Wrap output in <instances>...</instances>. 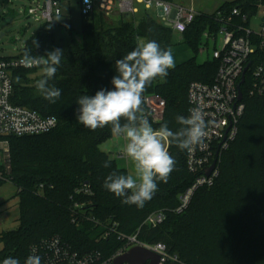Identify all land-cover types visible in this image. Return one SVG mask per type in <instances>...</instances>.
<instances>
[{
    "label": "trees",
    "instance_id": "1",
    "mask_svg": "<svg viewBox=\"0 0 264 264\" xmlns=\"http://www.w3.org/2000/svg\"><path fill=\"white\" fill-rule=\"evenodd\" d=\"M260 3L264 0L224 1L211 13L199 12L187 25L181 39L191 56L170 69L166 78L153 81L144 93L165 103L161 120L151 123L154 128L166 122L173 131L178 130L176 117H187L188 84L213 81L218 61L207 56L198 62L196 56L200 47H214L218 16L237 7L251 17ZM233 22L242 23L236 17ZM56 26V21L41 23L16 56H23L26 49H31L33 56L62 49L61 63L49 80V86L60 89V98L51 103L36 88L43 73L29 79L28 74L42 66L11 71V103L54 116L57 125L42 134L4 137L10 172L0 178V187L8 181L16 189L18 224L0 231V264L8 257L23 262L31 245L53 236L80 254L95 251L107 257L123 243L116 232H137V238L145 243L162 242L181 264H264V93L247 96L242 86L244 113L235 139L220 155L218 177L211 187L196 190L186 209L175 211L179 194L193 176L185 168L186 150L175 144L166 146L176 160L167 182L158 181V190L142 208L128 205L103 187L109 173L128 174L100 149V144L113 136L111 128L93 131L78 124L76 101L82 95L111 88L116 61L133 50L140 37L167 49L172 30L144 10L134 20L99 13L81 17L79 41L71 38V26L66 23V44L57 41ZM249 60L250 65L264 61V49H255ZM142 108L145 110L143 98ZM105 161L110 167H103ZM155 210H163L165 220L157 226L143 224ZM113 223L115 231L111 230Z\"/></svg>",
    "mask_w": 264,
    "mask_h": 264
},
{
    "label": "built area",
    "instance_id": "2",
    "mask_svg": "<svg viewBox=\"0 0 264 264\" xmlns=\"http://www.w3.org/2000/svg\"><path fill=\"white\" fill-rule=\"evenodd\" d=\"M75 2L80 16L84 18L99 13L105 17L134 20L140 8L144 11L154 9V16L161 23H168L171 30L180 35L199 13L192 5L168 0H90V4H86L85 0ZM70 8L71 0H27L24 12L37 23H54L62 16L69 17ZM257 8L256 14L251 17L241 14L237 7L218 16L220 27L215 39L212 38L214 47L210 52V57L218 61L213 81L210 84L199 81H191L188 84L187 116L191 110H199L208 125V134L202 145L194 147L192 151L186 150L185 168L193 176V180L178 196V204L175 207L177 213L187 208L196 190L211 187L215 183L219 173L220 155L235 139L239 120L244 113L242 86L246 87L244 94L247 96H259L264 93V61L250 65L249 60L255 49H264V3H260ZM125 14L128 18L124 17ZM235 17L240 18L242 23L233 22ZM253 18H257L256 30L250 28ZM204 51L206 47H200L199 53ZM21 58L22 56L0 57L1 179H5L10 172L9 147L4 137L42 134L57 125L54 116H42L35 110L11 103V71L25 68L19 63ZM143 100L144 114L149 122H159L163 115L164 100L152 94H144ZM116 157L127 158L123 151L118 152ZM212 164L213 167L207 172ZM82 191L86 192L87 188H82ZM165 217L163 210H155L145 217L143 224L157 226ZM115 227L116 224L113 223L111 230L115 231ZM116 236L123 243L107 257L95 251L80 254L57 236L31 245L27 257L38 255L41 257V264H115V259L123 256L130 248L140 247L157 255V264H181L178 256L170 253L162 242H142L137 238V232L131 235L116 232ZM25 260L20 264H25ZM148 263L149 260H146L144 264ZM119 264L130 263L123 261Z\"/></svg>",
    "mask_w": 264,
    "mask_h": 264
},
{
    "label": "clouds",
    "instance_id": "3",
    "mask_svg": "<svg viewBox=\"0 0 264 264\" xmlns=\"http://www.w3.org/2000/svg\"><path fill=\"white\" fill-rule=\"evenodd\" d=\"M85 3L90 4V0ZM33 43L39 47L38 42ZM62 56V49L37 56L26 49L19 61L25 68L42 66L43 78L36 83V88L51 103L61 96L60 89L49 86V80L56 74ZM174 67L171 49H162L152 40L139 41L133 50L116 61L111 88L82 95L76 101L78 124L93 131L110 126L112 135L125 141L123 154L132 163L134 174L113 171L106 176L103 187L122 197L123 203L138 208L151 200L158 190V181L167 182L176 167V160L165 145L175 144L180 150L192 151L203 144L208 134V125L197 109L191 110L187 117L177 116L180 127L175 131L166 122L154 128L144 114L142 98L146 89L157 78H166ZM103 167H110V163L105 161ZM2 264H20V261L8 257ZM25 264H41V257L30 255Z\"/></svg>",
    "mask_w": 264,
    "mask_h": 264
},
{
    "label": "rangeland",
    "instance_id": "4",
    "mask_svg": "<svg viewBox=\"0 0 264 264\" xmlns=\"http://www.w3.org/2000/svg\"><path fill=\"white\" fill-rule=\"evenodd\" d=\"M191 0H173L176 3H189ZM196 6L202 11L211 12L214 11L216 4L223 2L224 0H192ZM27 6V0H0V57H11L19 54L21 49L24 48L25 42L32 35L41 23L35 22L31 17L25 15V8ZM140 8L137 18L142 13ZM152 15L155 14V10L149 11ZM67 15V14H66ZM70 19V23L65 20H56V39L60 44H66L69 40L67 32L64 30V24L68 23L71 26V38L79 41V28L81 16L75 0H71L70 15L67 17ZM110 18V17H108ZM258 18V17H257ZM257 18H253L250 23V28L256 30ZM254 20V21H253ZM139 41H146L145 37H140ZM167 49H171L175 65L187 60L191 56V51L188 46L183 42L179 33L172 31L170 45ZM212 45L209 44L206 51L198 53L196 59L198 62L203 61L207 56L210 57ZM43 73L42 68L35 69V72L28 74L29 79H33ZM114 140H111L112 144H109L110 156H112L116 163L126 168L128 174H134V167L128 158L119 159L114 156L118 150L123 151L125 141L122 137L112 136ZM110 142V143H111ZM167 146V144L165 145ZM15 187L8 181H6L0 187V231H6L14 229L18 224V207L17 199L13 197Z\"/></svg>",
    "mask_w": 264,
    "mask_h": 264
},
{
    "label": "water",
    "instance_id": "5",
    "mask_svg": "<svg viewBox=\"0 0 264 264\" xmlns=\"http://www.w3.org/2000/svg\"><path fill=\"white\" fill-rule=\"evenodd\" d=\"M125 18H128V15L125 14L124 15ZM166 26H169L168 23H165ZM247 67H245L246 70ZM243 79V77L241 78V80ZM241 97V94L239 92V98ZM213 167V164L211 165V167L208 169L207 172H209L211 170V168ZM146 260H149L148 264H157L158 262V256L143 249L140 247H132L130 248L123 256L115 259V264H119L123 261H126L130 264H144Z\"/></svg>",
    "mask_w": 264,
    "mask_h": 264
},
{
    "label": "crops",
    "instance_id": "6",
    "mask_svg": "<svg viewBox=\"0 0 264 264\" xmlns=\"http://www.w3.org/2000/svg\"><path fill=\"white\" fill-rule=\"evenodd\" d=\"M173 1V0H172ZM224 1H228V0H224ZM223 1V2H224ZM222 2H220V3H218V4H216V6L214 7V10L221 4ZM181 4H183V3H181ZM184 5H192L198 12H205V13H211V12H213V11H211V12H207V11H202V10H200L199 9V7L198 6H196V4L191 0V1H189V3H184ZM63 17H65V20L68 22V20H69V18H67L66 16H62V17H60V18H58L59 19V21H60V19L61 20H63ZM180 35V34H179ZM180 37H181V35H180ZM111 140H114V138H109V139H107L106 141H104L103 143H101L100 144V149L101 150H103L104 152H106V153H108V155L110 156V151H109V149L110 148H108L109 147V144H112V142H111ZM111 142V143H110ZM114 142H116L115 140H114ZM118 152H120V150H118L117 151V153ZM117 153H115L114 154V156L116 157V154ZM110 157H112V156H110ZM113 158V157H112ZM117 158V157H116ZM119 159H123V158H119Z\"/></svg>",
    "mask_w": 264,
    "mask_h": 264
}]
</instances>
